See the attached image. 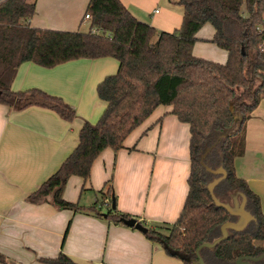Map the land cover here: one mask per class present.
<instances>
[{"label":"trees","instance_id":"trees-1","mask_svg":"<svg viewBox=\"0 0 264 264\" xmlns=\"http://www.w3.org/2000/svg\"><path fill=\"white\" fill-rule=\"evenodd\" d=\"M176 3L182 7V22L177 30L167 32L138 20L120 0H89L85 9L90 16L88 30L81 31L33 27L29 21L35 0H0V103L15 110L45 107L71 121L75 111L61 97L39 88L11 89L20 64L32 62L52 68L76 59L114 58L116 72L96 87L98 98L106 104L102 114L93 124L83 122L74 149L26 199L33 204L48 202L58 209L82 211L78 203L63 197L68 178L77 176L86 182L93 161L103 150L123 148L126 138L157 107L171 106V113L189 127L188 192L172 224L147 228L144 235L184 264H197V247L218 238L220 226L234 220L226 209L215 205L207 189L219 175L206 167H221L226 177L213 188L214 195L240 191L254 220L242 231L230 230L228 238L213 249H202L200 256L205 264H235L240 257L264 254L260 245L264 215L259 198L234 169L243 124L264 97V0ZM204 24L213 27L210 41L226 51L225 62L192 53L196 33ZM107 182L111 184V180ZM97 193L100 197L87 208L94 215L116 224L131 218L112 206V185ZM69 226L70 221L62 242ZM4 259L0 253V263ZM42 260L78 264L62 252Z\"/></svg>","mask_w":264,"mask_h":264},{"label":"crops","instance_id":"crops-1","mask_svg":"<svg viewBox=\"0 0 264 264\" xmlns=\"http://www.w3.org/2000/svg\"><path fill=\"white\" fill-rule=\"evenodd\" d=\"M88 1L35 0L29 23L82 31L84 23L89 25L83 18ZM120 2L158 31L172 32L181 25L182 7L176 0ZM213 34V27L204 24L196 33L192 53L223 63L227 53L210 41ZM117 68L111 57L76 59L52 68L32 62L18 67L12 90L39 88L59 96L74 109L75 117L65 121L45 107L15 110L0 103V253L5 258L0 264H50L42 258L60 252L78 264H184L141 231L87 209L100 197L97 191L112 185L118 211L145 227L157 229L177 219L188 192L190 134L188 125L171 113V106L157 107L126 138L123 148L103 150L86 182L77 176L68 178L63 197L78 203L82 211L26 199L74 149L83 122L98 120L106 104L98 98L96 87ZM239 142L235 174L258 196L264 215V97L244 122ZM260 245L264 246V239Z\"/></svg>","mask_w":264,"mask_h":264},{"label":"water","instance_id":"water-1","mask_svg":"<svg viewBox=\"0 0 264 264\" xmlns=\"http://www.w3.org/2000/svg\"><path fill=\"white\" fill-rule=\"evenodd\" d=\"M206 170L209 171L210 173L214 174V175H219L216 178H213L208 184H207V189L215 203V205L217 206H221L224 209L227 210L228 213H230L233 217L234 220L233 221H226L224 222L221 226H220V233L221 235L214 239L211 242H203L201 243L196 251H195V255L197 257V264H205V262L203 261V259L200 256V251L204 248L207 249H213L219 242L225 240L226 238L229 237L230 235V230L235 231V232H239L242 231L249 222L254 220L253 215L245 209V204H246V199L243 196L242 198V202H240L239 204V208H233L231 206H229L228 204L222 203L220 202L216 196L213 193V188L226 177V173L224 172V170L221 167H218L216 169H211L206 167ZM115 203L113 201L112 206L114 207ZM121 222L123 225L128 226V227H132L135 228L139 231H141L142 233H145L147 231V227H145L140 221H138L135 218H122ZM262 258H264V254H261L257 257H240L235 261V264H256V262H258L259 260H261Z\"/></svg>","mask_w":264,"mask_h":264},{"label":"rangeland","instance_id":"rangeland-1","mask_svg":"<svg viewBox=\"0 0 264 264\" xmlns=\"http://www.w3.org/2000/svg\"><path fill=\"white\" fill-rule=\"evenodd\" d=\"M82 31H87L88 30V25L86 23L83 24L82 26ZM243 195L240 191H229V192H225V193H221V192H217V196L216 198L225 204H228L229 206L233 207V208H239V204L242 200L241 196ZM244 196V195H243ZM104 209V208H103ZM260 261V262H259ZM258 264H264V258L262 260H259Z\"/></svg>","mask_w":264,"mask_h":264},{"label":"built area","instance_id":"built-area-1","mask_svg":"<svg viewBox=\"0 0 264 264\" xmlns=\"http://www.w3.org/2000/svg\"><path fill=\"white\" fill-rule=\"evenodd\" d=\"M157 11V10H156ZM85 20H89L90 19V16L89 14H84V17H83ZM92 31L94 32V29H92Z\"/></svg>","mask_w":264,"mask_h":264},{"label":"flooded vegetation","instance_id":"flooded-vegetation-1","mask_svg":"<svg viewBox=\"0 0 264 264\" xmlns=\"http://www.w3.org/2000/svg\"><path fill=\"white\" fill-rule=\"evenodd\" d=\"M260 262V261H259ZM259 262H257L256 264H258Z\"/></svg>","mask_w":264,"mask_h":264}]
</instances>
